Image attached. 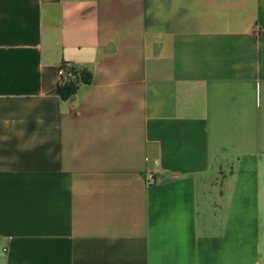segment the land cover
I'll return each instance as SVG.
<instances>
[{
	"label": "crops",
	"instance_id": "1",
	"mask_svg": "<svg viewBox=\"0 0 264 264\" xmlns=\"http://www.w3.org/2000/svg\"><path fill=\"white\" fill-rule=\"evenodd\" d=\"M0 264H264V0H0Z\"/></svg>",
	"mask_w": 264,
	"mask_h": 264
},
{
	"label": "trees",
	"instance_id": "2",
	"mask_svg": "<svg viewBox=\"0 0 264 264\" xmlns=\"http://www.w3.org/2000/svg\"><path fill=\"white\" fill-rule=\"evenodd\" d=\"M89 75L84 71H78L77 77L73 81L65 83L64 85H58L57 94L63 100L68 99L71 95H73L81 84L89 83Z\"/></svg>",
	"mask_w": 264,
	"mask_h": 264
},
{
	"label": "built area",
	"instance_id": "3",
	"mask_svg": "<svg viewBox=\"0 0 264 264\" xmlns=\"http://www.w3.org/2000/svg\"><path fill=\"white\" fill-rule=\"evenodd\" d=\"M78 68L72 63H62L57 68L58 85H64L73 81L77 77ZM149 180L152 179V173L147 174Z\"/></svg>",
	"mask_w": 264,
	"mask_h": 264
}]
</instances>
